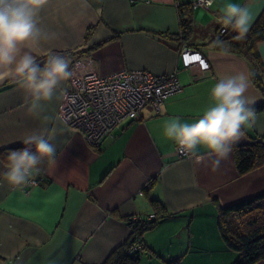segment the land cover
<instances>
[{
    "label": "crops",
    "instance_id": "obj_1",
    "mask_svg": "<svg viewBox=\"0 0 264 264\" xmlns=\"http://www.w3.org/2000/svg\"><path fill=\"white\" fill-rule=\"evenodd\" d=\"M192 1L48 0L41 9L39 26L48 39L24 48L35 58L63 53L70 71L78 58H88L101 76L122 69L176 72L181 89L164 100L159 112L146 105L138 120L92 146L59 113L71 77L35 114L19 80L0 81V148L43 135L56 150L42 173L45 180L34 185H11L5 177L8 164L0 160V264H102L129 236L128 218L162 213L152 200L171 216L143 232L137 264L172 259L232 264L237 258L221 236L218 212L264 194V165L240 174L235 159L237 146L264 139V109L255 110V123L243 126L244 135L216 170L217 157L202 146L192 158H179L177 143L164 128L175 117L194 123L213 103L215 83L239 73L248 77L250 106L264 105V40L256 45L262 65L258 76L243 53L210 43L224 26L220 17L227 3L250 8V30L264 11V0H213L208 9L192 8L191 33L181 39L178 5ZM187 48L199 50L209 68L184 67L180 52Z\"/></svg>",
    "mask_w": 264,
    "mask_h": 264
},
{
    "label": "clouds",
    "instance_id": "obj_2",
    "mask_svg": "<svg viewBox=\"0 0 264 264\" xmlns=\"http://www.w3.org/2000/svg\"><path fill=\"white\" fill-rule=\"evenodd\" d=\"M47 3L48 0H0V81L17 78L31 97L28 110L34 114L43 109L42 102L57 94L61 82L73 75L66 57L51 54L41 67L31 52L24 51L25 47H37L41 39H48L39 26V13ZM204 3L212 6V0ZM251 19L248 6L227 3L220 22L237 32V38H243ZM248 86V77L243 73L220 78L211 89L213 103L203 115L194 123H181L179 117L170 119L165 124V135L193 155L198 146L206 148L217 157L213 161L216 170L221 160L228 157L232 145L244 135L243 126L255 123V110L245 95ZM22 143L25 147L11 150L7 156L5 177L14 186L27 184L44 158H55L54 145L43 135L28 136Z\"/></svg>",
    "mask_w": 264,
    "mask_h": 264
},
{
    "label": "trees",
    "instance_id": "obj_3",
    "mask_svg": "<svg viewBox=\"0 0 264 264\" xmlns=\"http://www.w3.org/2000/svg\"><path fill=\"white\" fill-rule=\"evenodd\" d=\"M191 5L179 4L181 39L190 35L192 30ZM219 29V28H218ZM217 36L210 42L216 48L231 49L243 53L251 62L258 76V68L261 60L256 50L258 42L264 40V11L254 22L251 29L243 38H237L238 33L231 27H225V31L217 32ZM55 54L65 57L63 53H48L36 58V62L43 67L49 55ZM79 56H77L78 58ZM17 79V78H16ZM18 80V79H17ZM264 109V105L254 108V110ZM31 147V145H29ZM25 145L0 148V160L8 164L7 156L11 150H17ZM236 168L240 174L247 173L254 168L264 165V139L253 138L244 145L235 148ZM50 159L44 158L38 165V170H33L38 180H45L42 173L46 169ZM154 206L159 207L162 213L157 217V212L153 214V219L149 218H128L130 234L102 264H137L139 254L144 246L142 245V234L145 230L152 228L162 218L171 216L166 214V210L161 207V203L152 200ZM217 225L226 246L237 252L238 256L232 264H253L257 260L264 259V194L253 197L226 207H220L218 212ZM136 246L140 248L135 249ZM164 264H179V259L165 261Z\"/></svg>",
    "mask_w": 264,
    "mask_h": 264
},
{
    "label": "built area",
    "instance_id": "obj_4",
    "mask_svg": "<svg viewBox=\"0 0 264 264\" xmlns=\"http://www.w3.org/2000/svg\"><path fill=\"white\" fill-rule=\"evenodd\" d=\"M198 6L210 8L204 0L192 1V8ZM219 31L223 33L225 26L220 27ZM180 56L186 68H209L208 61L198 50L183 49ZM90 64L88 58H78L74 62L71 88L63 94L59 113L68 126L79 130L92 146L111 137L115 129L138 120L146 105H151L159 112L164 100L181 89L176 72L156 74L145 70L122 69L101 76L90 68ZM175 153L182 159L193 157L179 145H176ZM28 183L34 185L38 180L31 176ZM149 218H153V215Z\"/></svg>",
    "mask_w": 264,
    "mask_h": 264
}]
</instances>
